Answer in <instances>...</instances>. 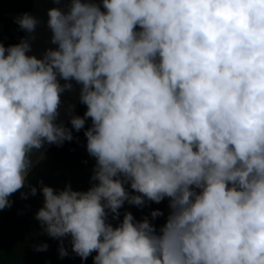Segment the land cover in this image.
Masks as SVG:
<instances>
[{
    "label": "clouds",
    "instance_id": "clouds-1",
    "mask_svg": "<svg viewBox=\"0 0 264 264\" xmlns=\"http://www.w3.org/2000/svg\"><path fill=\"white\" fill-rule=\"evenodd\" d=\"M102 7L70 0L67 12L49 9L57 48L40 59L26 54L39 23L29 13L14 18L29 36L0 42V211L25 186L33 150L72 141L90 118L84 136L98 183L86 192L42 186L35 215L60 240V258L70 237L82 261L97 253L93 264H264V0ZM71 81L86 111L69 129L56 121ZM165 198L159 231L130 212L115 228L107 222L125 202Z\"/></svg>",
    "mask_w": 264,
    "mask_h": 264
},
{
    "label": "trees",
    "instance_id": "trees-1",
    "mask_svg": "<svg viewBox=\"0 0 264 264\" xmlns=\"http://www.w3.org/2000/svg\"><path fill=\"white\" fill-rule=\"evenodd\" d=\"M32 6L33 0H0V42L5 47L15 45L21 38H25L26 32L19 28L14 18L23 13L31 14ZM85 111L86 106L79 101L73 115L83 117ZM69 121L65 126L71 129ZM90 126L89 118L85 129L79 132L73 130L72 141H65L62 146L53 144L28 173L25 186L10 197L12 207L0 211V264H93V257L97 253L93 252L86 261H82L72 251L70 237L63 238V246L68 255L60 258V240L44 233L39 221L35 219L36 212L44 203L42 186L51 187L58 192L70 185L73 191L86 192L93 184L98 183L91 180L95 158L86 151L84 131ZM33 186L37 188L35 196L30 194ZM124 187L131 194H139L131 189L130 184H125ZM21 193H29L28 198L23 199ZM168 205V198L161 203L149 201L143 207L125 202L118 210L119 218L113 219L109 212L107 222L115 228L122 222L124 214L130 212L136 221L147 217L159 231L170 212ZM154 210L162 211L163 215L153 220L151 212ZM40 244H47V251H36L35 246Z\"/></svg>",
    "mask_w": 264,
    "mask_h": 264
},
{
    "label": "water",
    "instance_id": "water-1",
    "mask_svg": "<svg viewBox=\"0 0 264 264\" xmlns=\"http://www.w3.org/2000/svg\"><path fill=\"white\" fill-rule=\"evenodd\" d=\"M84 2H95L101 6L102 11H106L102 7V0H81ZM70 5V0H62L61 3H54L53 0H33L32 12L31 15L34 16L38 21V25L34 32L35 39L31 41V51L26 53L27 55H34L36 58H42L45 50L52 48L56 49L57 45L51 43V31L47 27V20L49 19L47 13L49 9L52 8H60L62 11L67 12L68 7ZM29 36L26 33L25 38ZM60 83L63 84L65 81L60 80ZM73 84L72 91H65L61 94V105L59 108L60 116L57 123H62L64 125L67 124L73 113L75 112L78 104H79V94L81 85L76 84L75 81H71ZM53 144L45 143L44 146L40 150H33L31 154V158L33 161V166L29 170V172L34 168V166L42 159L45 152L52 146ZM28 172V173H29ZM28 175V174H27Z\"/></svg>",
    "mask_w": 264,
    "mask_h": 264
},
{
    "label": "built area",
    "instance_id": "built-area-1",
    "mask_svg": "<svg viewBox=\"0 0 264 264\" xmlns=\"http://www.w3.org/2000/svg\"><path fill=\"white\" fill-rule=\"evenodd\" d=\"M139 30V27L137 26V31Z\"/></svg>",
    "mask_w": 264,
    "mask_h": 264
}]
</instances>
